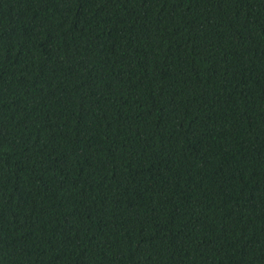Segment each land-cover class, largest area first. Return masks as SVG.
<instances>
[{
  "label": "trees",
  "instance_id": "1",
  "mask_svg": "<svg viewBox=\"0 0 264 264\" xmlns=\"http://www.w3.org/2000/svg\"><path fill=\"white\" fill-rule=\"evenodd\" d=\"M0 264H264V0H0Z\"/></svg>",
  "mask_w": 264,
  "mask_h": 264
}]
</instances>
